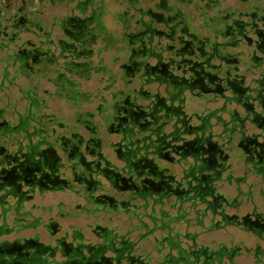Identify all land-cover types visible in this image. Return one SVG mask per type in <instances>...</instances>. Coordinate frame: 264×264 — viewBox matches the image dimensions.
<instances>
[{"label":"trees","instance_id":"1","mask_svg":"<svg viewBox=\"0 0 264 264\" xmlns=\"http://www.w3.org/2000/svg\"><path fill=\"white\" fill-rule=\"evenodd\" d=\"M93 1H90L92 5ZM131 1L140 17H132L133 24L126 23L124 27L125 59L120 64L122 75L116 78L111 69L103 66L101 58H99L98 64H94L93 57L97 55L95 47L98 41L102 43L103 50L114 48L120 41H117L114 34L108 33L102 20V7L93 6V18L88 24V32L81 38L84 43L77 41L76 53L71 52L75 56L76 62L62 61L60 73H57V80H55L58 85L57 91L61 96L80 108L83 103L89 101V95L81 89L80 80L89 79L90 73L93 71L98 72L102 69L106 71L110 77L107 80L112 81L111 85V81H109L106 86V90L111 89L110 98L103 97L101 100L106 103V107L97 106L96 110L99 111L101 126L106 132L105 139L109 140L111 135L119 137L117 142L111 144L113 150L116 145L119 146L120 157L115 153L119 163L110 160L102 153L104 138L100 136L96 125L92 123L95 117L93 113L77 111L76 122L80 126L87 122L94 128L95 132L92 136L97 141V145H89V150L93 151L90 153L84 142L78 143L76 152L70 157V150L59 149L57 139L60 133L58 128L56 131L59 121L56 117L40 114L34 110L30 115V120L36 124L33 126V133L28 134L39 135L40 140L37 145H45V148L40 151L37 147H30V153L27 155L31 156V160L29 159L33 163L31 165L29 160V162L25 161L26 156L23 153L22 144L14 138L8 139L5 131L2 132L3 129H0V151L4 149V152L0 153V182L2 185L0 189L8 187L7 192L10 195L20 198L19 195H16L18 190L24 192V187H28V190L31 191L32 189L37 190L35 187L39 188L44 184L43 189L69 190L75 193L86 202L88 212L93 210L91 204L94 202L105 203L112 209L118 205L128 204L136 206V209H142L144 211L142 214L149 218H153L155 213L150 214L148 206H151V210L154 211L157 206L160 208L165 203L172 201L173 204L169 206V209L172 210L175 209V203H177L176 209H178V205L188 204L187 211L183 207H179L181 212H176V216L171 218L174 222L181 219L192 221V218L188 216L197 214L201 210L198 207L203 206L206 209L204 214L211 211L214 215H219L223 223L234 224L235 216L227 215L222 210L225 208L224 203L231 207V202L226 201L224 196H219L223 182L231 178V175H226L232 171L230 159L234 155L238 156L239 160L242 159V163L247 167V171L261 174L264 177V143L260 148L257 146L256 140L244 134L248 119L241 109H234L230 106H227L229 112L221 105L209 108L207 114H202L199 111L203 120L202 126L192 131L188 128L184 129V112L188 115L197 113L196 110L186 111L190 99L193 96H206L200 88L191 87L187 83V79L190 77L187 58L192 52L199 56L198 49H201L206 56L213 54L211 58L213 64L231 68L238 65L243 70L249 69L256 72L258 70L260 74H257L255 86L260 91L264 90V74L261 73L264 71V66L257 64L250 52L247 54L238 52L236 51L238 47H234L235 49L232 48V50L229 46L221 43H218L217 48H214L212 40L202 48H198L197 42H194L191 48H187L181 43L178 44L175 37L179 35L180 27L174 28L172 34L167 23L153 20L148 14L149 9L154 13L159 9L156 7L155 9L151 7L136 8L134 5L138 0ZM170 1L168 0V4L172 5L173 9L178 7L177 2L183 3L185 0H172V3ZM218 2V0H210L206 4V9H209L208 11L211 9L214 12L211 14L202 13L203 18L195 26L184 20L186 15L181 10L179 16L188 33L198 38H210L213 34H221L223 13L218 8ZM209 6H212L213 9ZM168 15L175 16V9L167 11L164 17ZM168 34L171 37H168ZM217 40V42H221L222 39L219 37ZM61 49L68 53V49L65 47ZM175 49L177 50L175 51ZM227 55L235 57L238 62H224L223 58ZM61 57L63 58V55ZM68 59L66 57V60ZM116 82L122 84L121 87L114 85ZM35 105L37 109L40 108L37 103ZM143 106L148 108V110L146 109L147 114L142 110ZM170 120L180 123L181 133L186 130L187 140L185 141L187 144L181 145V153L187 161L178 167L179 170L175 169L174 162L170 163V160L176 156L168 148V144L172 140L171 137H162L159 134ZM254 122L256 133H263L264 112L256 116ZM140 137H145V140L140 139L136 142ZM177 137L180 139L178 133ZM156 142L157 144H155ZM215 143L221 147L224 146L222 153L217 149ZM209 145L212 149H209ZM237 147H240L243 153L237 154L235 152ZM155 151L168 153L169 161L155 157ZM208 151H210L209 155ZM220 155L222 158L227 157V160L226 163H222L220 160L218 164L221 166H218L215 164L214 157L218 158ZM126 163L129 167L126 170L132 172L133 175H130L129 172L119 174L116 170L117 167L123 169ZM4 169L12 173V178L10 176L8 181L5 180V183L2 181L6 175L1 173ZM19 169L26 170V172L22 174ZM34 170H40L44 176H38ZM89 171L94 173L92 177H89ZM28 179H32L34 183L29 185ZM147 181L153 182L156 186L169 184L170 191L157 194L148 188ZM16 188L19 189L16 190ZM163 190L167 191L168 188L165 186ZM116 195L122 196L123 199L118 201ZM162 213V216H169L165 212ZM160 226L164 228L167 225L162 222ZM252 228L256 229L255 226ZM179 236L180 234L176 233L174 237L171 236L169 240H165L167 246L157 248L161 258L153 263L150 256L142 255L143 252L147 254L146 251L137 254L139 247L131 248L128 240H117L111 237L107 239L106 243L94 246L93 249L86 247L89 251L88 255H84L83 248L77 246L67 262L41 260L39 257L37 259L39 264H68L73 261L83 264H92L93 262L98 264L95 261L103 260V255H106L104 261L106 264H114L115 260L122 261L123 264H228L224 261L225 255L222 250L212 252L205 247H198L193 240L189 239L184 241V244ZM65 242L63 239L56 240L60 246ZM163 250L167 251L163 252ZM5 256L0 259L2 262L11 260V257L15 258V256L7 258ZM28 263L29 261L26 264Z\"/></svg>","mask_w":264,"mask_h":264},{"label":"crops","instance_id":"2","mask_svg":"<svg viewBox=\"0 0 264 264\" xmlns=\"http://www.w3.org/2000/svg\"><path fill=\"white\" fill-rule=\"evenodd\" d=\"M192 25L195 26L193 23ZM217 106L220 105L210 107V109ZM45 108H43V110L38 109L37 111L41 114L45 111ZM34 110H36V108H34L31 112H34ZM207 110L208 109L201 111V113L207 114ZM186 111L191 112L193 109H190L189 105L186 107ZM44 114L48 113L44 112ZM52 115L53 117H56L59 122H61V120L55 114ZM212 122L215 121L212 120ZM14 123H16V119ZM34 125L35 122L32 121L26 131L23 129H18L14 132H11L10 134H6V137L18 140L23 146V153H30V147L33 146L37 147L38 150L41 151L45 148V145H37L39 144L40 136L28 134L33 133ZM113 143L114 141L104 138V140H102V153L110 160L118 162L116 156L115 158H112L106 152V147H111V144ZM235 152L237 154L243 153L240 147H237ZM230 162L232 163V171L228 172L226 175H231V178L230 180H225L223 182V186L220 188L219 193L225 197L226 201L231 202V207L227 206V203H224L225 208L222 210H224L227 215H234L240 218L238 214H229L226 211L237 210L243 205L239 200L236 199V195L229 197L227 193H225L226 190H230V188L233 190L235 188V191L237 192H244L245 195L250 196L252 199L249 201L250 203L245 202V205L243 206H248L247 204H251L252 207L256 206L258 209V199L264 197V177L261 174L247 171V167L244 165V163H242V159L238 161L236 158L232 157ZM246 174H248V176L250 175L254 177L253 181H246L248 177H246ZM243 186L246 187V191H243ZM8 189V187L0 189V231H2L0 232V244L4 242L8 244L16 243L18 245L27 244L24 249L25 254L31 255L36 249H39L40 251L36 253L37 257H39L41 260H55L58 263L63 261L67 262L69 261L71 253L77 246H81V248H83L84 255H88L89 251L86 247L92 248L99 244H104L109 237L117 240H128L131 248H140L138 249L137 254L142 251H146L147 254L143 252L142 255L148 257L150 256L151 259H153L156 254L159 255L157 248H160L161 246H167V242L165 240H169L171 236L174 237L176 233H179V238L184 244V241L189 239L190 241L193 240L198 247H205L209 251L215 252L222 250L225 255L224 261L228 264H246L247 260L250 262V264H264V261L261 258L264 255V246L258 243L243 244L240 240L237 241V243H234L233 240H231L228 241L231 244L225 243V245L221 243L214 248L210 245L203 244V237H206L207 235L217 234L227 229H229L230 232L238 231L237 225L224 224L219 215H214L211 211H209L207 214H204V212L206 213V209L204 207H198V209L201 210L195 214L194 217H190L192 218V221L181 219L178 222H174V220L171 218L176 216V212H181L179 207H183V209L187 211L188 204H183V206L178 205V209H176L177 203H175L174 210L169 209V206L173 204L172 201L171 203H165L160 208L157 206L154 211L151 210V206H148V212L150 214L155 213L153 214V218H149L142 214L144 211H141V209H136V206L128 204L118 205L116 208L112 209L109 206H106L105 203L94 202L91 204V208L93 210L88 212V210H86L87 205L85 201H77L78 197L75 200L65 197V193H72L69 190L62 191L43 189V191H31L28 190V187H24V192L22 193H24V196L26 197L20 199L7 193ZM37 195L52 196L46 200L39 198ZM96 195H98V193H96ZM116 199L121 201L123 197L116 195ZM162 212L169 214V216H162ZM251 212L252 211L247 212V214ZM260 212L261 211L257 210V212L253 214L254 216L259 215L264 217V213ZM119 213L127 216L130 222H134L133 226L137 229L136 235L138 237L153 241L152 243L155 246L153 251L152 249L147 248L145 245L144 247H141V244L136 243L134 238L132 239L124 237V233L121 230L120 225L115 223ZM81 215L89 216L91 221L77 223L78 220L76 217H80ZM102 215H104L103 217L106 219L99 217ZM114 215L117 216L115 217ZM142 215L145 216V218H141ZM206 218H208L209 221H206ZM93 219L95 223L92 221ZM100 219L103 220L100 221ZM162 222H164V224L167 226L162 228V226H160ZM222 223L229 227L225 229H223L222 226L219 227ZM179 227H183V230H181ZM245 230L247 232H240H242L244 235L246 234L248 237L250 235V237L253 238V235L250 233L252 231L249 229ZM22 232L28 233L24 234ZM252 233L260 238H264V234L259 236L255 232ZM62 238H64L66 242L60 246L56 243V240ZM210 238L214 240V237ZM162 241L164 242L162 243ZM165 251L167 250H163V252ZM7 257H9V255L5 256V258ZM158 259L159 257H155L152 260V263Z\"/></svg>","mask_w":264,"mask_h":264},{"label":"flooded vegetation","instance_id":"3","mask_svg":"<svg viewBox=\"0 0 264 264\" xmlns=\"http://www.w3.org/2000/svg\"><path fill=\"white\" fill-rule=\"evenodd\" d=\"M44 0H39L38 9H35L32 5V0H9L2 9H0V38L3 40L4 38L8 39V44H13L15 46V53L13 55L7 54L8 58L13 59L14 63L18 64L19 70L27 71L26 75L24 74V78L30 79L29 74H33L36 69V72L40 73L43 78H46L48 81H51L50 78H48L47 75L48 71L50 70L51 66H58L56 67L57 73H60L59 70H61V62L59 58L61 55H63L62 61H72L76 62L75 56H73V53H76V43L77 41H80L82 43L83 40L81 39L84 35L88 32V24L91 23V20L93 18V6L91 5V0H77V3L74 7H69L68 4H71L74 0H48L50 4L57 5V3L63 2L65 5H67L70 11L78 10L80 13H84L82 15H66L60 19L53 18L50 23L44 24L42 23L41 19L45 18V13L43 11L42 4ZM180 1V0H179ZM245 1V0H242ZM256 2V1H255ZM247 4L248 9L244 11H237L236 9H230L226 14L222 15V27L223 31L220 32L221 34H213L212 37H202L198 38L195 35L188 33L182 18H180L181 9L179 7L173 8L175 9V16L168 15L167 17H164V14L167 13V11H172V5L170 6L168 4V0H157L154 2V7L159 9L157 12L148 11V14L153 18V20L167 23V27L170 28V32L174 33V28L180 27V33L175 37V41L178 44H183L187 48H191V46L194 44V42H197L199 44L198 48H202V46H205L206 44L210 43V40H212V46L214 48H217L218 43H221L223 45L229 46L231 49L234 47H238L236 51L242 52V53H251L253 55V58L255 59V62L257 64H261L264 66V6L261 5V2L259 0L256 3L250 2L248 0ZM14 5V6H13ZM34 8V9H33ZM90 14L86 15V12L88 9H90ZM9 13V14H7ZM4 25L2 26V23ZM48 26V27H46ZM58 27V30L62 33V35L65 38H57L54 39L51 37L52 30H54V27ZM52 27V28H51ZM10 29L11 32L8 33L6 30ZM20 34L29 35L25 39L20 38ZM168 37H171L169 34ZM33 37V38H32ZM221 37V42H217V38ZM228 40V41H225ZM224 41V42H222ZM81 43V44H82ZM0 44H2L1 47H3L4 50L7 52L9 51V47L4 44L2 41H0ZM68 49V53L62 51L61 48ZM56 48L59 50V54L57 55L55 53ZM235 49V48H234ZM177 49H175L176 51ZM233 50V49H232ZM13 56V57H12ZM67 59L70 57H73L74 59ZM59 60V61H58ZM223 61L226 63H237L235 57H232L231 55H227L223 58ZM185 70V69H183ZM47 72V73H46ZM163 74L164 72L161 71ZM23 73L21 72V75ZM34 80V79H33ZM89 80V79H87ZM55 88L58 90L57 83L54 82ZM34 88H36V84L33 85ZM34 88L28 87L25 89V98L27 102H29V99L33 100L32 104L29 106L30 103L26 106V112L25 114L18 113L16 123L9 122L7 120H1L0 121V129H3L2 132L5 131L6 134H10L11 132H14L18 129H23L24 131L30 126L32 123V120H30L31 111L36 108L35 103L39 105V109L43 110V108L46 107L43 102V98L39 99L34 96ZM44 94L51 95L50 92L45 91ZM55 94L57 96H61L60 92L56 91ZM33 95V98H30V96ZM65 100L72 104L69 100L65 98ZM71 107H74L77 109V107L72 104ZM33 108V109H32ZM31 109V110H30ZM36 110H38L36 108ZM76 113L75 111L74 117L76 121ZM41 114H44L42 112ZM52 115V114H47ZM53 116V115H52ZM2 117V116H0ZM59 125L56 127L67 130L68 133H60V136H58L57 142L59 143L60 150H70L69 156L72 157V154H74L77 150V145L82 142H84L86 149L88 152L92 153L93 151L89 150V145H97V141L93 138L92 134L94 131V128L90 126L89 123L82 124L83 128L85 129L88 134L84 135L79 134L76 130V126L74 125H68L62 122H58ZM36 124V122H35ZM109 130H111L109 128ZM9 136V135H8ZM87 137V138H83ZM10 139V137H8ZM7 139V140H8ZM1 140V139H0ZM75 141V142H74ZM74 142V143H73ZM113 149V148H112ZM114 154L116 153L117 156L120 157L119 153V146L114 147ZM113 150V151H114ZM4 152V149H1L0 153L2 154ZM62 152V151H61ZM156 155L155 157H160L163 160H168L170 157L168 156V153L166 152H154ZM26 156L25 161L29 162L31 160V156L27 155V153L24 154ZM30 159V160H29ZM29 160V161H28ZM30 164L33 163L30 161ZM152 169V168H151ZM30 171V169H29ZM1 173H4L6 176L3 178V183H5V180L8 181L10 176L12 178V173L8 170H3ZM156 173V172H155ZM1 177V176H0ZM170 180V179H168ZM28 184L32 185L33 180L28 179ZM148 188L152 189L157 194L160 193H169L170 189L168 187L169 184H160V185H154L153 182L147 181ZM0 182V187H1ZM165 186L168 188L167 191H164L163 189ZM44 184L40 185V187H35L37 190L41 191L43 189ZM19 189V188H18ZM16 188V190H18ZM163 190V192H162ZM19 192L16 193V195H19L21 199L25 198L24 193H22L21 190H18ZM32 191H34L32 189ZM212 191V190H211ZM210 191V192H211ZM8 193V192H7ZM213 193V191L211 192ZM221 196V195H219ZM216 200V199H215ZM226 200V199H225ZM236 220V219H234ZM246 226L244 229H251L252 226H255L256 229L252 232L257 233L259 236H262L264 234V217L260 216L258 222L251 221L247 219ZM233 225H237L236 221ZM251 227V228H250ZM253 230V228H252ZM262 231V232H261ZM262 233V235L260 234ZM27 246L25 245H18L16 243L14 244H6L2 243L0 245V259L4 255L9 256H15L11 257V260H0V264H26L27 261H29L28 264H39L37 259V253L40 250L36 249L35 252L31 255L25 254L24 249ZM14 254V255H13ZM68 264H83L82 262L73 261Z\"/></svg>","mask_w":264,"mask_h":264},{"label":"rangeland","instance_id":"4","mask_svg":"<svg viewBox=\"0 0 264 264\" xmlns=\"http://www.w3.org/2000/svg\"><path fill=\"white\" fill-rule=\"evenodd\" d=\"M137 1V0H135ZM157 0H138L137 3H135L136 8H144L147 9V7H151L155 9L154 7V2ZM210 0H185L183 3L177 2L178 7L185 13V21L191 22L193 24H196L197 22L201 21L202 13L208 12L212 13L214 12L213 10L210 9L208 11L206 8V4ZM219 6L218 8L222 11L223 14H226L230 9H236L237 11H244L248 9V0L242 1V0H218ZM250 2L256 3L258 0H249ZM256 1V2H255ZM9 2V0H0V9L3 8V6ZM131 0H94L93 5L94 7H102L103 9V23L108 31V33H112L116 36L117 41H120V43L116 44L114 48L108 49V50H103L102 49V43L98 41L95 47V51L97 52V55L93 57L94 64L99 63V58L102 60L103 66L109 68L112 70L114 73L115 77L118 78L122 75L121 69H120V64L124 61L125 59V39L123 37L124 33V27L126 26V23H131L133 24V19L132 17H140L138 11L134 9ZM261 2V5L264 6V0H259ZM77 3V0H74L71 4H68L69 7H74ZM172 3V0L170 1ZM32 6L35 9H38L39 5V0H32ZM44 4L41 9H43L45 13V18L41 19L42 23L48 24L53 18L60 19L66 15H82L84 13H80L78 10L70 11L68 6L65 5L63 2L57 3V5H51L48 0H44L42 2ZM14 6V5H13ZM213 9L212 6H209ZM208 7V8H209ZM33 8V9H34ZM90 9L87 10L86 15L90 14ZM9 14V13H7ZM2 26L4 25L3 22ZM48 27V26H46ZM159 27V26H158ZM52 28V27H51ZM8 33L11 32L10 29L6 30ZM29 36V35H28ZM27 35L20 34L21 39H25L28 37ZM51 37L54 39H57L59 37L65 38L62 33L58 30V27H54V30H52ZM1 38V37H0ZM33 38V37H32ZM2 39V38H1ZM4 44H6L9 47V51L7 52L6 50L3 49L2 44H0V121L7 120L9 122H14L15 119H17V114L22 113L25 114L26 112V106L28 103L29 106L32 104L33 100L29 99V102H27L25 98V89L28 87L34 88L33 85H37L36 88H34V96L36 95L37 98H43V102L46 105L45 111L48 114H55L62 123L68 124V125H74L76 126V130L80 133H83L84 135L88 134V132L85 131V129L78 125V123L75 121V111H89L95 115L93 118V124L96 125V128L100 131V136L103 138L106 137V132L105 129L101 126V119L99 117V111H97L96 107L100 106L102 108L106 107V103L103 102L101 99L103 97H106V99L110 98L109 97V92L110 90H106V86L109 84V81L107 80L110 79L109 75L106 74V71L99 70L98 72L93 71L90 73L89 80L87 79H81V89L89 95V101H86L83 103L80 108L77 107H71V104L68 103L62 96H57L55 92L57 89L55 88L54 82L56 83L55 80H57V71L56 67L58 66H51L50 70L48 71V74L45 75L48 78H50L51 81H48L46 78H43L40 73L36 72V69H34V73L29 74L30 79L24 78V74L26 75L27 71H22L19 70L18 64L13 62V59L8 58L7 54L9 53L10 55H13L15 53V46L13 44H8V39L4 38L1 40ZM116 41V40H115ZM102 49V50H101ZM55 53L58 55L59 50L56 48ZM62 56V55H61ZM13 57V56H12ZM117 58V60H114ZM60 62H62V57L59 58ZM58 60V61H59ZM154 62V61H152ZM21 72L23 73L21 75ZM47 73V72H46ZM34 79V80H33ZM116 81V80H115ZM112 81L110 82L111 85ZM117 83V82H116ZM117 87H121L122 84L117 83ZM111 88V87H109ZM50 92L51 95L44 94V92ZM31 95L30 98H33L34 96ZM102 103V104H100ZM220 105V104H206V109H209L210 107ZM193 106V107H192ZM190 106V109H198L199 106L197 104H194ZM101 108V109H102ZM33 109V108H32ZM31 110V109H30ZM204 110V111H205ZM201 111V109L199 110ZM60 133H68L67 130H62L58 129ZM109 140L116 141L119 140V137L117 135H111L108 138ZM106 152L107 154L110 155V157L115 158V154L113 152L112 147H106ZM117 161V160H116ZM236 162V161H235ZM118 163V162H116ZM176 170H179V168L175 167ZM242 171V170H239ZM248 174H246V177ZM254 177L248 176L246 181H253ZM242 187V186H241ZM243 191H246V187L243 186ZM225 192V190H224ZM227 195L229 197H233L236 195V199L239 200L243 205H245V202L250 203L249 201L252 199L250 196H247L244 194V192H237L235 191V188L232 190H226ZM65 197L68 199H77V201H84L81 197L78 195H74V193H65ZM39 198L42 199H48L52 195H44L40 196L37 195ZM258 204L259 208L257 209L256 206L252 207L251 204H247L248 206H241L237 210H226L229 214H238L241 217L250 215L252 219H254V214L255 212L261 211L264 213V197L258 199ZM203 206H199V208ZM254 210V211H253ZM142 211V209H141ZM248 213L247 212H250ZM260 212V213H261ZM209 213V212H208ZM254 213V214H253ZM195 214H191L188 217H194ZM99 216L100 218L105 217ZM115 217L117 215H114ZM141 218H145V216H141ZM78 220L77 223H82L84 222H89L91 219L89 216H84L81 215L80 217H76ZM103 219H100V221ZM209 221L208 218H206V221ZM94 223V219L92 220ZM115 223L120 225L121 230L123 231V235L125 238H134L136 243L141 244V247L147 246L149 249H154V244L152 243L153 241H149L146 238H141L136 235V227H134V222H130L127 218V216L123 214H118L117 220H115ZM225 224V223H224ZM223 223L219 226L223 229L228 228L229 226H225ZM134 227V228H133ZM181 230H183V227H179ZM238 231L230 232L229 229L223 230L220 233L217 234H210L207 235L206 237H203L202 243L205 245H210L211 247H216L218 244H225L229 243L228 241L233 240L234 243H237V241H241L243 244L245 243H252V244H260L264 246V238H260L254 233L250 232L253 235V238L249 237L245 234H243L240 231H246L241 225H237ZM247 232V231H246ZM24 234H27L28 232H22ZM46 238L45 236H43ZM210 237H214V240H212ZM231 244V243H229ZM226 245V244H225ZM156 254V253H155ZM155 257H160V255L156 254ZM264 261V255L261 257ZM245 259V258H244ZM246 264H250V262L247 260Z\"/></svg>","mask_w":264,"mask_h":264},{"label":"water","instance_id":"5","mask_svg":"<svg viewBox=\"0 0 264 264\" xmlns=\"http://www.w3.org/2000/svg\"><path fill=\"white\" fill-rule=\"evenodd\" d=\"M198 51L200 53L199 56L195 52H192L187 58V64L189 66L190 73V77L189 79H187V83L190 84L191 87L197 86L198 88H200L202 91H204V94L206 96H193V98L190 99L188 105L192 106L194 104H197L199 108L196 109L195 112L197 113L195 114L188 115L184 112L183 117L185 118V126H183V124L182 126L184 127V129L188 128L191 131L200 128V126H202L203 124V120L201 119V115L198 112L200 109L201 111H204L206 108V104H220L224 109H227V106H230L234 109H241L248 119L247 126L245 125L244 134H247L250 138L256 140L258 142L257 146L261 148L262 144L264 143V132L257 134V130H255L254 128L256 127V124L254 122L256 116L263 114L264 112V90L260 91L255 86L257 83V74H260L259 71L257 70L256 72L255 70L249 69L243 70L238 65L235 68L226 67L221 64L216 65L213 64L211 60L213 54H209L206 56L201 49H198ZM261 73L264 74V71H262ZM146 109L148 110L147 107L145 108V106H143L142 110L145 114H147ZM227 111L229 112L230 110L227 109ZM179 124L180 123L178 121L170 120L169 123L164 126V128L159 132L162 137H171L172 140L171 143L168 144V148L170 149V152L174 153L176 156L175 158L173 157V159L170 160V163L174 162L173 164H175L177 168L181 167L182 164L186 163L187 161L186 157L182 156L183 154L181 153V145L187 144V141H185L187 140V137L185 135L186 130H183V133H181ZM177 133L180 139H178ZM140 139L145 140V137L138 138L136 142L140 141ZM155 144H157V142ZM215 146L222 153V148L224 146L221 147L218 145V143H215ZM209 149H212L210 145ZM209 152L210 151H208V155ZM220 156L218 158L216 156H213L216 161L215 164H218L220 160L222 163H226L227 157L222 158V156ZM233 157L239 161L238 156L236 157V155H234ZM218 166H221V164H218ZM127 167L128 164L126 163L123 169H119L117 167L116 170L119 174H125L126 172H129L130 175H133L132 172L126 170ZM19 171H21L22 174L26 172V170L23 169H19ZM34 173H37L38 176H44L43 172H40V170H34ZM93 174V172L89 171V177H92ZM254 217L255 218L252 219L250 215H246L241 218L235 216V219L237 225H241L243 228H245L247 227V219L254 221L255 223L259 221V215H255ZM254 230L255 229L252 230V228L250 229V231ZM260 234L262 235V233ZM62 239L63 241H65L64 238ZM105 257L106 255H103V260H98L95 262L98 264H106L104 262L106 260ZM92 264H94V262ZM114 264L123 263L122 261L115 260Z\"/></svg>","mask_w":264,"mask_h":264}]
</instances>
